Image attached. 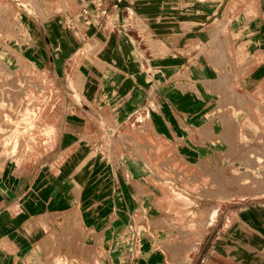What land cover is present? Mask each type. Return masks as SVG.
<instances>
[{
    "label": "crops",
    "instance_id": "crops-1",
    "mask_svg": "<svg viewBox=\"0 0 264 264\" xmlns=\"http://www.w3.org/2000/svg\"><path fill=\"white\" fill-rule=\"evenodd\" d=\"M137 1V14L114 13L101 30L80 21L75 32L66 29L64 16L78 15L82 0L50 14L44 28L48 80L60 84L61 101L52 138L38 153L7 159L12 168L0 172V264H99L102 242L112 245L127 212L150 203L149 155L134 148H156L152 160L164 162L165 141L186 139L181 133L188 131V161L206 162L209 155L198 154L197 146H207L199 132L214 125V94L235 83L242 95L253 84L264 102V0L250 25L233 32L236 40L209 24L213 14L182 11L181 0L174 14H164L165 0ZM146 4L157 11L143 10ZM247 63L252 77L236 73L229 81L230 68L240 71ZM219 67L227 74L216 75ZM261 125L248 118L243 130L264 132ZM157 186L145 209L159 212L164 191ZM236 205L226 208L191 264H264V196ZM218 209L191 227L185 242H175L171 264L190 263ZM161 258L157 251L148 264Z\"/></svg>",
    "mask_w": 264,
    "mask_h": 264
},
{
    "label": "rangeland",
    "instance_id": "rangeland-1",
    "mask_svg": "<svg viewBox=\"0 0 264 264\" xmlns=\"http://www.w3.org/2000/svg\"><path fill=\"white\" fill-rule=\"evenodd\" d=\"M71 1L0 0L1 173L5 166L12 168L7 159L38 153L43 142L53 136L52 122L57 117L54 109L60 105L61 96L60 84L48 80L51 72L46 64L44 28L50 22V14L60 11V4L68 9ZM179 1L165 0L164 14L176 13ZM180 2L182 11L191 8L195 14H213L209 24L224 28V34L228 30L224 37L229 36L230 40L237 39L233 33L237 27L250 25L254 14L259 13L260 5V0ZM149 6L144 5L143 10L148 13L157 11L155 5L153 8ZM139 10L138 1L130 0L125 3L122 14H137ZM202 21L198 19V22ZM205 38L200 36L198 40ZM27 53L34 58L29 59ZM8 59L12 66L6 63ZM218 70L216 75L220 76V71L227 74L228 68L219 67ZM251 72L249 63L240 71L230 68L229 81L236 77V73L250 79ZM224 88L223 91L220 89L222 93L213 96L214 125L211 131L199 132L207 139V146H197V153L208 154L206 162L188 161L189 152L185 149L190 142L188 131L181 133L186 139L165 141L164 162L152 160L151 150L156 155V148H134V153L140 154L143 150L149 155L150 162L145 164L149 205L152 206L154 200L151 191H156L158 184L157 187L164 191V210L145 209L149 206L146 204L127 212L125 224L115 228L112 245L108 247L107 242H102L99 264H148V256L157 251L162 255L160 264H171L175 261L170 260L175 242H185L191 227L202 223L208 211L219 207L214 222L206 228L191 253V264L203 242L214 237L227 207L234 209L237 202L251 203L264 196V132H257L255 128L249 135L243 130V122L248 118L255 123L261 121L264 128V102L260 90L253 88V84H246L240 95L235 83ZM144 244H147L145 249Z\"/></svg>",
    "mask_w": 264,
    "mask_h": 264
},
{
    "label": "built area",
    "instance_id": "built-area-1",
    "mask_svg": "<svg viewBox=\"0 0 264 264\" xmlns=\"http://www.w3.org/2000/svg\"><path fill=\"white\" fill-rule=\"evenodd\" d=\"M128 1L130 0H82L78 15L64 16L65 27L75 32L80 21L85 27L101 30L110 21L112 14L122 13Z\"/></svg>",
    "mask_w": 264,
    "mask_h": 264
},
{
    "label": "bare ground",
    "instance_id": "bare-ground-1",
    "mask_svg": "<svg viewBox=\"0 0 264 264\" xmlns=\"http://www.w3.org/2000/svg\"><path fill=\"white\" fill-rule=\"evenodd\" d=\"M4 14V13H3ZM5 20V19H4ZM19 22V21H18ZM21 32V31H20ZM16 87V86H15ZM14 88V87H13ZM6 92V91H5ZM251 126H249V128H250ZM249 128H247V129H249ZM249 132V131H248ZM215 213V210L214 211H212L211 212V214H212V216H213V214ZM211 214H210V216H211ZM209 222V221H208ZM207 224V223H206ZM178 247H179V245H178ZM185 248V247H184ZM178 249V248H177ZM181 250V249H180ZM189 251V250H188ZM187 251V252H188ZM179 254V253H178ZM183 254V253H182ZM182 258V257H181ZM186 262H187V259L185 258V259H181V261L179 262L180 264H186ZM178 263V262H177ZM188 263V262H187Z\"/></svg>",
    "mask_w": 264,
    "mask_h": 264
}]
</instances>
